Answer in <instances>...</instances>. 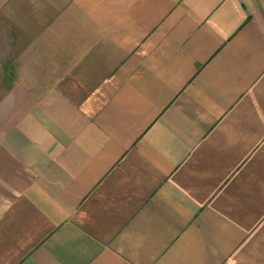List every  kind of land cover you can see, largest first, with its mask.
I'll list each match as a JSON object with an SVG mask.
<instances>
[{
    "label": "crops",
    "instance_id": "obj_1",
    "mask_svg": "<svg viewBox=\"0 0 264 264\" xmlns=\"http://www.w3.org/2000/svg\"><path fill=\"white\" fill-rule=\"evenodd\" d=\"M262 1L0 0V264H264Z\"/></svg>",
    "mask_w": 264,
    "mask_h": 264
},
{
    "label": "rangeland",
    "instance_id": "obj_2",
    "mask_svg": "<svg viewBox=\"0 0 264 264\" xmlns=\"http://www.w3.org/2000/svg\"><path fill=\"white\" fill-rule=\"evenodd\" d=\"M264 3V0L262 1ZM5 46L0 44V96L6 90L7 84L11 79V71H7V61H9L7 49L5 50Z\"/></svg>",
    "mask_w": 264,
    "mask_h": 264
}]
</instances>
